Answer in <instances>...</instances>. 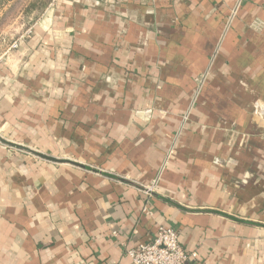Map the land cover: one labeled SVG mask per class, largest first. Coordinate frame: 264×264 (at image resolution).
I'll list each match as a JSON object with an SVG mask.
<instances>
[{
	"label": "crops",
	"instance_id": "0c3cea01",
	"mask_svg": "<svg viewBox=\"0 0 264 264\" xmlns=\"http://www.w3.org/2000/svg\"><path fill=\"white\" fill-rule=\"evenodd\" d=\"M15 41L0 264H133L160 226L264 264V0H0Z\"/></svg>",
	"mask_w": 264,
	"mask_h": 264
},
{
	"label": "built area",
	"instance_id": "2783aa9c",
	"mask_svg": "<svg viewBox=\"0 0 264 264\" xmlns=\"http://www.w3.org/2000/svg\"><path fill=\"white\" fill-rule=\"evenodd\" d=\"M6 47L0 59L8 57L18 49L19 43L15 41L7 44ZM147 193L150 194V191L148 190ZM145 212L148 213L147 208ZM127 253L133 264H188L196 257V253L184 250L177 230L164 226L159 227L152 242L141 244Z\"/></svg>",
	"mask_w": 264,
	"mask_h": 264
},
{
	"label": "water",
	"instance_id": "95a60500",
	"mask_svg": "<svg viewBox=\"0 0 264 264\" xmlns=\"http://www.w3.org/2000/svg\"><path fill=\"white\" fill-rule=\"evenodd\" d=\"M4 142V141H3ZM7 143V142H6ZM9 145H11V146H16V147H18V148H21V149H24L23 147H21V146H18V145H15V144H10V143H8Z\"/></svg>",
	"mask_w": 264,
	"mask_h": 264
}]
</instances>
